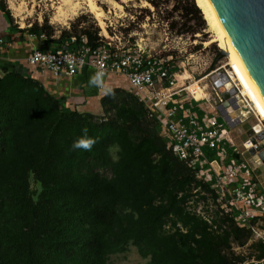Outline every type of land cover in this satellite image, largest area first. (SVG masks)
Wrapping results in <instances>:
<instances>
[{
    "label": "trees",
    "instance_id": "1",
    "mask_svg": "<svg viewBox=\"0 0 264 264\" xmlns=\"http://www.w3.org/2000/svg\"><path fill=\"white\" fill-rule=\"evenodd\" d=\"M71 35L61 32L57 43ZM75 35L93 47L102 40L97 29ZM33 68L34 75L0 60V264H107L130 243L145 264H235L230 238L243 245L250 232L230 216L222 220L230 230L214 231L215 218L209 224L186 210L197 187L215 195L173 156L159 122L126 82L110 78L102 93H89V67L78 70L71 88L68 79L55 82ZM97 105L114 116L93 115ZM80 138L95 143L74 149ZM253 245L263 258L264 245Z\"/></svg>",
    "mask_w": 264,
    "mask_h": 264
},
{
    "label": "built area",
    "instance_id": "2",
    "mask_svg": "<svg viewBox=\"0 0 264 264\" xmlns=\"http://www.w3.org/2000/svg\"><path fill=\"white\" fill-rule=\"evenodd\" d=\"M26 33L29 39L49 40L45 32L37 34L29 29ZM98 43L93 47L85 35H71L51 49H33L26 62L56 78H71L79 69L89 67L96 82L109 75L125 79L138 100L149 107L150 116L159 122L160 135L173 156L191 169H198L197 163L203 161L210 171L207 181L218 207L227 210L237 225L264 245V161L260 158L264 153L263 113L233 67L226 62L210 74L216 100L206 108L196 105L194 110V104L188 102L190 107H185L180 101L188 98L197 103L204 101L205 95L195 97L193 86L199 88L197 83L179 85L182 76L169 60L141 48L124 50L114 41ZM0 47L7 51L11 42L0 36ZM221 86H226L225 92H220ZM225 104L227 107H223ZM213 109L217 112L211 114ZM247 121L249 131L237 142L231 133ZM253 264H264V257Z\"/></svg>",
    "mask_w": 264,
    "mask_h": 264
},
{
    "label": "rangeland",
    "instance_id": "3",
    "mask_svg": "<svg viewBox=\"0 0 264 264\" xmlns=\"http://www.w3.org/2000/svg\"><path fill=\"white\" fill-rule=\"evenodd\" d=\"M77 1L81 3V7L72 14L70 7L63 6L61 0H0V15L5 18L11 30H18L19 26L24 30L47 26L48 28L44 29L47 35H53L56 31L58 34L67 31L76 36L80 30L95 32L97 29L98 37L103 41H110L111 38L124 50L141 48L156 57L169 60V64L182 76L178 78L179 85L197 83L199 88L193 86L195 97L200 98L204 94L205 99L197 103L189 101L188 98L181 100L185 107H190L188 102L195 105L194 110L197 109L196 105L206 108L209 104H214L216 96L211 90L210 74L226 62L231 64L226 54L218 47L215 35L195 0H72L73 3ZM92 4L95 7H92ZM99 11L102 14H99ZM71 25L76 27L75 30L71 29ZM72 104V101H65L62 107L72 110ZM107 108L108 113L105 114L101 105H97L92 114L98 118H112L114 111L110 107ZM216 112V109L211 110V114ZM196 115L199 117L200 113ZM201 115L203 117L205 114ZM148 117L152 119L149 113ZM249 126L250 122L247 121L234 129L231 135L239 142L249 131ZM240 133H243V136ZM112 155L116 157L115 151H112ZM197 166L198 169H193L196 180L208 185V167L203 161H199ZM30 185L32 190H39V185L32 180ZM213 198L211 192L197 187L191 191L185 208L209 224L212 223V218H215L212 230L228 231L230 222L222 220L229 217V213L220 209ZM254 240L251 236L247 243L241 245L234 237L230 238L228 256L235 264H253L257 260L259 250L253 245ZM147 260L142 258L137 248L130 243L125 252L110 255L106 263L145 264Z\"/></svg>",
    "mask_w": 264,
    "mask_h": 264
},
{
    "label": "water",
    "instance_id": "4",
    "mask_svg": "<svg viewBox=\"0 0 264 264\" xmlns=\"http://www.w3.org/2000/svg\"><path fill=\"white\" fill-rule=\"evenodd\" d=\"M210 2L264 98V0ZM223 97L227 98V95ZM223 107L219 110L223 111ZM260 158L264 161V153L260 154Z\"/></svg>",
    "mask_w": 264,
    "mask_h": 264
},
{
    "label": "bare ground",
    "instance_id": "5",
    "mask_svg": "<svg viewBox=\"0 0 264 264\" xmlns=\"http://www.w3.org/2000/svg\"><path fill=\"white\" fill-rule=\"evenodd\" d=\"M61 1L63 3V6H69L70 7V13H72V14H75L81 7V3H79L78 1L75 3H73L72 0H61ZM195 1H196L198 8L201 9V11L204 15V19L207 21V24H208L210 30H212V32L214 33L218 47L220 48V50L222 52H224L226 54L227 59L230 61V64L232 65V67L236 71V73L238 74L243 85H245L249 89V92H251L253 94V98H255L258 107L262 110V113H263L262 119L264 120V98L261 95V93H260L258 87L256 86L253 78L251 77L250 73L248 72L246 65L244 64L242 58L240 57L239 53L237 52L229 34L227 33L226 29L224 28V26L220 22L210 0H195ZM91 6L95 7L94 4H92ZM96 9H97V7H96ZM99 14H102V12L99 11ZM65 16L67 18L69 17L68 15H65ZM62 17H64V16L62 15ZM57 18H58V16H57ZM58 20H60V19H58ZM107 42L109 44H112V39L110 38V41H107ZM225 91H226V86H221L220 92H225Z\"/></svg>",
    "mask_w": 264,
    "mask_h": 264
},
{
    "label": "crops",
    "instance_id": "6",
    "mask_svg": "<svg viewBox=\"0 0 264 264\" xmlns=\"http://www.w3.org/2000/svg\"><path fill=\"white\" fill-rule=\"evenodd\" d=\"M27 30H24L21 26L18 27L17 30H11L8 28H5V25L1 24L0 22V36H4L8 41L11 42V47L6 51V48L0 47V60H5L8 62L13 63L16 68H21L22 72L32 74L34 71V66H30L27 64L26 59L30 55L31 51L33 49H51L53 45L57 44V38L60 36V34L57 33V31L50 36L51 39L46 40L45 42H42L40 40L36 39H29L27 33ZM39 34V33H38ZM50 74L49 72H47ZM34 75V73H33ZM43 75V74H42ZM50 76H52L50 74ZM53 77V76H52ZM55 82H59L58 80H61V78H66L69 80V87L71 88V82L72 78L68 77H53ZM110 78H118L122 80L123 82H126L125 79H123L120 76H106L101 78L98 82L92 80V77L90 75V84L88 91L95 92L97 94H100L103 92V89L106 88L105 84L108 79ZM127 83V82H126Z\"/></svg>",
    "mask_w": 264,
    "mask_h": 264
},
{
    "label": "clouds",
    "instance_id": "7",
    "mask_svg": "<svg viewBox=\"0 0 264 264\" xmlns=\"http://www.w3.org/2000/svg\"><path fill=\"white\" fill-rule=\"evenodd\" d=\"M95 143L92 138H80L73 142L72 147L76 148H83V149H90L91 146Z\"/></svg>",
    "mask_w": 264,
    "mask_h": 264
}]
</instances>
